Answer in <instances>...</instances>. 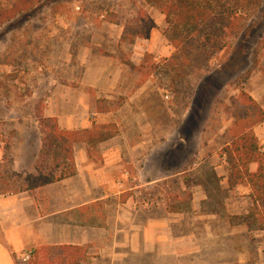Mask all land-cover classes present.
I'll list each match as a JSON object with an SVG mask.
<instances>
[{
    "label": "rangeland",
    "instance_id": "374dc122",
    "mask_svg": "<svg viewBox=\"0 0 264 264\" xmlns=\"http://www.w3.org/2000/svg\"><path fill=\"white\" fill-rule=\"evenodd\" d=\"M153 7L147 0H0V193L40 187L53 166V155L41 151L55 123L42 118H56L67 130L79 104L129 103L134 107L124 109L123 130L132 145L147 139L134 119L142 117L151 126L154 155L149 163L128 155L126 178L141 186L144 208L171 221L167 236L182 252L102 259L88 248L81 264H264V227L246 217L250 190L228 184V154L242 152L253 134L264 153V0L250 3L244 31L227 37V47L210 58L173 47L168 24L156 25ZM109 69L120 74L114 92L70 89L80 87L85 74L94 78ZM86 114L77 112L78 128ZM117 129L121 134L117 126L106 133ZM135 166L150 173L140 176ZM249 168L255 172L258 162ZM22 258L16 256L18 264L27 263Z\"/></svg>",
    "mask_w": 264,
    "mask_h": 264
},
{
    "label": "crops",
    "instance_id": "0c3cea01",
    "mask_svg": "<svg viewBox=\"0 0 264 264\" xmlns=\"http://www.w3.org/2000/svg\"><path fill=\"white\" fill-rule=\"evenodd\" d=\"M153 9L152 17L156 25H165V15L155 7ZM124 30L125 26L122 25L117 38L123 36ZM156 32L157 29H154L153 36ZM109 34L113 35L112 29ZM136 40H140V37L137 36ZM143 40L149 42L154 39ZM119 77L118 72L110 69L101 71L94 78H88L85 74L81 86L75 85L70 89L93 88L100 93L114 92L120 88ZM131 106L128 103L118 108L109 107L110 111L103 112H98L97 105L88 103L74 107L67 130H92L96 126L112 129L117 126L121 128V134L117 129L104 139L85 141L83 147L76 143L77 174L74 176L33 190L0 193V264H17L16 256L19 254L32 253L45 246H79L84 248V254L88 248L95 249L102 259L115 255H178L182 252V246L177 243L175 246L173 237L167 236L171 234V221L158 219L154 210L144 208L140 202L141 186L131 185L126 178L129 170H132L126 167V159L132 161L130 157L133 156L137 162L143 155V159L149 163L154 155V148L150 147L153 146L151 129L148 130L151 126L144 124L146 122L142 117L136 115L134 119L139 120L136 122L139 123L137 128L146 133L144 137L147 139L132 145L134 138L123 130L122 123L126 119L124 109L130 111L134 107ZM82 110L87 114L78 128L77 112ZM89 112L94 115L92 121L88 118ZM92 144H96L99 153H95ZM135 167L140 176L150 173L149 167H144L142 171Z\"/></svg>",
    "mask_w": 264,
    "mask_h": 264
},
{
    "label": "trees",
    "instance_id": "16d2710c",
    "mask_svg": "<svg viewBox=\"0 0 264 264\" xmlns=\"http://www.w3.org/2000/svg\"><path fill=\"white\" fill-rule=\"evenodd\" d=\"M147 1L165 15L168 24L165 36L173 47L178 50L183 49L189 54L199 50L200 55L210 58L227 47V37H236L244 31L246 17L250 16L247 7L252 2L260 3L262 0ZM103 111H110L109 107H98V112ZM263 119L264 112H261V121ZM45 121H52L55 125L51 128V136H46L42 142L41 154L53 155V166L42 176L41 186L77 174L74 151L77 142L88 140L89 137L92 139L94 136L104 139L112 134L106 133L108 128L106 126H99L91 132L63 130L59 127L56 118H42V123ZM51 149L55 150L50 153ZM233 153L228 154L231 164L229 187L233 190L243 185L250 190L252 204L246 217L249 225L262 228L264 227V153L259 147L257 136L251 135L249 144H244L242 152L237 148V154ZM254 162H258V168L252 172L249 164ZM38 169L41 171L39 166ZM32 253V259L25 264H41L38 258L40 255L52 258L54 262L80 264L81 257L84 256V248L70 245L45 246ZM64 254H72L71 262L63 257Z\"/></svg>",
    "mask_w": 264,
    "mask_h": 264
},
{
    "label": "built area",
    "instance_id": "2783aa9c",
    "mask_svg": "<svg viewBox=\"0 0 264 264\" xmlns=\"http://www.w3.org/2000/svg\"><path fill=\"white\" fill-rule=\"evenodd\" d=\"M77 9H80V7L78 6ZM166 97H167V99L170 98L169 95H167ZM22 257H23V258H22L23 261H25V262L30 261V259H31V257H32L31 252H25V253H23V254H22Z\"/></svg>",
    "mask_w": 264,
    "mask_h": 264
}]
</instances>
